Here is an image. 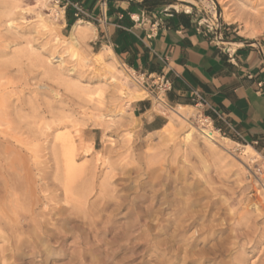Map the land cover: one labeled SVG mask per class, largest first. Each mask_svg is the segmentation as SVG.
<instances>
[{
	"label": "rangeland",
	"instance_id": "obj_1",
	"mask_svg": "<svg viewBox=\"0 0 264 264\" xmlns=\"http://www.w3.org/2000/svg\"><path fill=\"white\" fill-rule=\"evenodd\" d=\"M45 1L0 0V264H264V153L159 101L165 127L148 132L135 76L86 30L68 42ZM169 2L264 40V0Z\"/></svg>",
	"mask_w": 264,
	"mask_h": 264
},
{
	"label": "crops",
	"instance_id": "obj_2",
	"mask_svg": "<svg viewBox=\"0 0 264 264\" xmlns=\"http://www.w3.org/2000/svg\"><path fill=\"white\" fill-rule=\"evenodd\" d=\"M87 17L76 19L69 5L66 27L81 22L91 43L110 51L139 83L164 74L171 90L160 98L145 86L134 108L143 128L165 127L158 97L170 110L195 109L191 90L207 101L205 116L218 133L264 153V40H246L230 26H213L193 8L178 10L169 0H63ZM86 28H85V27Z\"/></svg>",
	"mask_w": 264,
	"mask_h": 264
},
{
	"label": "bare ground",
	"instance_id": "obj_3",
	"mask_svg": "<svg viewBox=\"0 0 264 264\" xmlns=\"http://www.w3.org/2000/svg\"><path fill=\"white\" fill-rule=\"evenodd\" d=\"M40 2H41V4H42V2H43V0H39ZM45 1V0H44ZM46 2V1H45ZM44 3V2H43ZM44 6H45V4H43ZM58 16V15H57ZM58 18V17H57ZM57 18H56V20H57ZM51 20V19H50ZM52 21V20H51ZM51 21H49L48 23H52ZM230 21V20H229ZM54 23V22H53ZM54 26H55V24H53ZM85 27V26H84ZM86 28V27H85ZM90 29H88L87 28V31H89ZM85 29L84 28H82L81 27V22H77L73 27H72V30H71V34L69 35V38H68V42H70V43H73L75 46H77L78 45V39L80 38V37H82V36H84L85 35ZM87 34V33H86ZM107 52V54H106V56L107 55H109L110 57H112V58H115L114 56H113V54L110 52V51H106ZM106 58L107 57H105L104 58V54H100V56H99V60L103 63V65L105 66V69L106 70H109L110 72H111V70L113 69V67H112V64H109L107 61H106ZM111 58V59H112ZM110 59V58H109ZM118 62V61H117ZM119 63V62H118ZM122 68L124 69L125 67L124 66H122ZM126 69V68H125ZM126 71V70H125ZM130 73V72H129ZM131 76L129 75V78H130ZM136 83V82H135ZM146 93V92H145ZM139 97H141V96H139ZM159 102H160V104L161 105H163V106H165V104H164V102H163V100L161 99V100H159ZM180 110H182V109H179V112H176V114H177V116L183 121V122H187V119L182 115V113H180ZM188 116V115H187ZM5 124H7V123H5ZM191 128V130L189 131V133H187V137H185L186 138V140L187 139H189L190 137H191V133H192V131L193 130H195L193 127H190ZM209 128V127H208ZM199 129V128H198ZM199 131H200V134L205 138V139H208V140H213V138H214V135H213V133L212 132H210L207 128H204V129H199ZM192 135H193V133H192ZM63 139V138H62ZM63 141H66V139L65 140H63ZM214 141V140H213ZM65 144H66V142H65ZM62 145H64V144H62ZM66 145H68L69 146V144H66ZM65 147V146H64ZM67 147V146H66ZM65 149H68V147L67 148H65ZM65 149H64V151H65ZM69 150V149H68ZM245 150H246V152L247 151H249V152H251V153H255V150L251 147V146H247V147H245ZM63 151V152H64ZM67 152V151H66ZM245 152V153H246ZM249 152H247V153H249ZM65 153V152H64ZM63 153V154H64ZM64 156V155H63ZM65 158H66V163H64V165H65V168H66V173H70L71 174V172L72 171H74L75 172V164H74V160H73V156L69 153V151H68V153H66L65 154ZM65 158H63V159H65ZM72 174H73V172H72ZM69 174H67L66 176H68ZM13 182V181H12ZM12 182H11V184H12ZM37 182V181H36ZM17 183V184H16ZM16 183H13V185H11L10 187H9V190H10V192H12V198H14V204L12 203V205H13V208H12V206L10 207L11 208V210L14 212V213H12V214H15L16 213V211H18L19 210V203H18V200H19V195L17 194L18 193V191L19 190H21V183L19 182V181H17ZM66 188H70L69 186L68 187H66ZM69 191V190H68ZM47 192V191H46ZM67 193V192H66ZM69 193V192H68ZM67 193V194H68ZM71 193V192H70ZM69 196V195H68ZM72 196V195H71ZM13 202V201H12ZM173 203V202H172ZM189 203V202H188ZM184 210V209H183ZM76 214V213H75ZM74 214V215H75ZM72 217H73V213H72ZM6 218V219H5ZM1 219H4V220H7L8 221V223H9V218L7 217V215H5V214H2V212H1V214H0V220ZM77 219V218H76ZM1 222V221H0ZM5 224V223H4ZM20 225V224H19ZM178 225V224H177ZM176 225V223H175V226H177ZM6 226H7V222H6ZM16 229L18 228V227H15ZM172 228V227H171ZM171 228H168V229H171ZM185 228V227H184ZM9 229V228H8ZM167 229V230H168ZM176 229V228H175ZM4 230V229H3ZM14 231V226L13 227H11V229H9L8 231ZM59 230V229H58ZM108 230V229H107ZM166 230V229H165ZM7 232V231H6ZM21 232V231H20ZM167 232V231H166ZM14 233V232H13ZM18 235V234H17ZM98 236V235H97ZM8 239V238H7ZM105 240V239H104ZM182 240V239H181ZM22 241V240H21ZM36 242V241H35ZM39 242V241H38ZM172 242V241H171ZM175 243V242H174ZM17 244V243H16ZM19 244V243H18ZM17 246V245H16ZM19 247V246H18ZM165 247H166V243H165ZM111 248V247H110ZM243 249V248H242ZM3 250V249H2ZM118 250V249H117ZM126 250V249H125ZM178 250V249H177ZM220 250V249H219ZM124 251V250H123ZM231 251V250H230ZM3 252V251H2ZM106 252V251H105ZM116 252V251H115ZM125 252V251H124ZM128 252V251H127ZM212 252V251H211ZM219 252H221V251H219ZM100 254V253H99ZM222 254V253H221ZM107 254H105V256H106ZM91 256V255H90ZM195 256V255H194ZM196 257V256H195ZM106 258V257H105ZM188 258V257H187ZM109 259V258H108ZM169 259V258H168ZM186 259V258H185ZM189 259V258H188ZM187 259V260H188ZM200 259V258H199ZM125 260V259H124ZM109 261V260H108ZM127 261V260H126ZM163 261V260H162ZM189 261V260H188ZM187 261V262H188ZM189 262H191V261H189ZM108 263V262H107ZM183 263H186V261H183ZM182 263V264H183ZM160 264V263H159ZM201 264V263H200ZM203 264V263H202Z\"/></svg>",
	"mask_w": 264,
	"mask_h": 264
},
{
	"label": "built area",
	"instance_id": "obj_4",
	"mask_svg": "<svg viewBox=\"0 0 264 264\" xmlns=\"http://www.w3.org/2000/svg\"><path fill=\"white\" fill-rule=\"evenodd\" d=\"M52 1L54 2L57 8L63 11V13L65 7L70 5L74 11V17L76 19H79L81 17H87L86 12L78 4H70L68 2L63 3L62 2L63 0H52ZM147 80L148 81H142V83H139L137 81V83H139L140 86L143 85L146 88L155 91L157 95L160 96V98L171 90L172 87L171 82L166 78L164 74H157L154 76L149 75L147 76ZM190 97L195 109H197L198 111V115L199 118L201 119V122L205 124L209 123L211 125L209 118H207L204 114L205 109L207 108V101L205 100V98L202 96L200 92L196 90H191ZM160 98L158 97V101L161 100ZM262 172L264 173V166L262 168Z\"/></svg>",
	"mask_w": 264,
	"mask_h": 264
}]
</instances>
